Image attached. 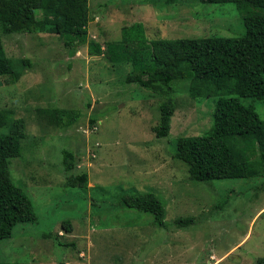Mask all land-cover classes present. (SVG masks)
<instances>
[{
  "label": "rangeland",
  "instance_id": "rangeland-1",
  "mask_svg": "<svg viewBox=\"0 0 264 264\" xmlns=\"http://www.w3.org/2000/svg\"><path fill=\"white\" fill-rule=\"evenodd\" d=\"M89 7L87 39L75 53L56 33L2 36L6 56L31 63L15 82L0 77V109L10 112L0 131L18 120L23 124L21 154L10 159L9 171L31 198L37 222L18 224L0 241V261L255 264L264 256V171L259 177L193 181L173 157L178 136L210 128L215 97H192L188 81L176 82L170 132L157 137L153 127L165 97L126 82L130 62H113L104 50L105 41L119 39L121 28L135 21L149 39L237 36L245 31L242 15L233 3L195 0H89ZM89 41L100 43L103 52L90 54ZM253 104L264 120V104ZM54 106L79 109L81 117L60 129L41 112ZM66 149L78 159L68 173L62 164ZM82 172L86 188L66 184V173ZM147 190L165 202L166 226L120 201ZM186 217L194 222L175 227V219Z\"/></svg>",
  "mask_w": 264,
  "mask_h": 264
},
{
  "label": "trees",
  "instance_id": "trees-1",
  "mask_svg": "<svg viewBox=\"0 0 264 264\" xmlns=\"http://www.w3.org/2000/svg\"><path fill=\"white\" fill-rule=\"evenodd\" d=\"M195 1L233 3L242 15L244 33L149 39L143 23L135 21L121 28L119 39L105 41L104 50L113 62H130L126 82L158 91L165 97L158 106L159 122L153 127L157 137L170 132L176 108L172 96L176 82L188 81L192 97H215L212 124L207 132L176 139L173 157L186 165L190 180L259 177L264 171V120L253 103L264 104V0ZM89 8V0H0V77L15 82L23 68L31 64L26 57L15 61L5 55L3 35L35 30L56 33L68 51L75 53L87 39V26L93 18ZM87 46L90 54L103 52L98 42L89 41ZM41 112L60 129L81 117L79 109L57 106ZM9 115L10 112L0 109V128L7 125ZM94 121V117L90 119L91 123ZM24 137L21 120L7 132L0 131V241L10 238L18 224L37 222L31 198L12 180L9 171L10 159L21 154ZM62 155L65 172L77 167L78 159L72 151L63 150ZM67 173V185L86 188L85 172ZM120 201L128 208L149 213L155 224L166 226L165 202L154 191L127 194ZM193 222V217H186L175 219L173 224L183 227ZM62 225L70 230V221L65 220ZM255 264H264V256L258 257Z\"/></svg>",
  "mask_w": 264,
  "mask_h": 264
}]
</instances>
